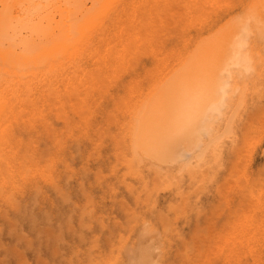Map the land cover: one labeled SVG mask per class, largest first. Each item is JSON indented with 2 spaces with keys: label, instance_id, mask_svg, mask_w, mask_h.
<instances>
[{
  "label": "bare ground",
  "instance_id": "obj_1",
  "mask_svg": "<svg viewBox=\"0 0 264 264\" xmlns=\"http://www.w3.org/2000/svg\"><path fill=\"white\" fill-rule=\"evenodd\" d=\"M113 12L118 14H116L117 19L114 21L118 28L116 35L118 46H112L113 51H110L112 52L110 57L119 61L117 64H121L119 67L124 70L129 69V72L134 74L135 71L141 72L136 69L139 65L138 60L142 55L141 52L145 50L146 52L149 51V53L154 55L157 62H155L156 69L148 72V74L152 72L155 74L152 75L147 85H141L140 83L143 82L142 80H136L135 83H133L134 79L131 80L132 82L126 85L130 90L128 95L121 96L119 99H111L110 102L106 104H103V102L96 103L100 106L96 108V110L92 109L91 94L86 95V97H80V92L76 91L75 99L77 101L75 100L74 109L79 119L70 118V120H67V129L61 133L52 127L54 125L51 124V121L49 122L51 126L48 122H45L39 127L35 119L37 116L34 114L29 116L28 113L23 111L24 108H21L20 102L23 96L21 93L23 92L20 91V86L28 85L25 91L27 90L29 93L33 92L32 90H34V87L31 84L33 82H39L42 76L56 69L61 60L58 57L61 58L64 56L71 59L81 56L85 50L84 40H86V42L91 41L94 30L99 28ZM193 29H195L196 34H192ZM172 39L180 40V45H174V43L171 42ZM81 42L84 44V47L80 44ZM107 53L108 52L105 54ZM102 55L104 56V53ZM49 67L53 68L49 69ZM133 78L140 79L137 75ZM91 80H93L94 83L98 81L96 75H94ZM258 85H264V0H0V201L12 200L16 203L19 194H23L27 200H29V198L31 200H36L41 198L42 195L44 197L45 194L43 193L45 189L40 186L41 181L39 180H44L47 183L49 182L58 192L59 199H61L60 196H66L63 198H68L70 200L74 198L72 197L74 191L72 188L74 185H71V188L67 180V183L63 184L62 178H58V176L56 177L54 175H46V169L50 168L54 163H52V157H55L53 156L54 149L56 150L55 154H57V152L66 148V146H68V138L70 137L73 138L77 149L76 151L80 153L78 154L80 157H89L90 155L88 154H91L92 151V154L95 155L96 150L94 149V151L93 148L95 146L99 147L100 145V147H103L106 142L110 144V146L113 145V150L116 151V153L113 151L111 154H117L116 156L113 155L117 157L119 162L120 160L122 161V166L124 164L126 168H128L127 172L134 173L135 176L136 174L140 176V174H143L140 172V167L145 164L149 165L150 169H153L155 177L151 183H154L153 185L156 183V186L158 183V185H160L163 182L166 185V182L171 180H167L166 177L171 176L173 168L178 169L179 172H183L185 170L202 169L205 164H211V167H213H210L211 171H214L215 167L212 163H215L217 167L220 162L222 163V157H224V155L227 156L225 153L231 147L233 137L235 136L234 133L238 134L239 131L244 130L243 127L239 128L237 124L238 118H240L244 112H247L248 116L246 120H251L253 122H255V118L259 120L258 117L260 116L255 117L258 114V112L253 109L255 106L253 105L251 109H248V98L251 94V88L254 87L256 90ZM24 99H26L28 103L32 102L29 96ZM258 111H261L258 115H261L263 112V110L259 108ZM43 131L47 133L44 134ZM33 132H35V137ZM42 134L44 135L42 136ZM41 137L50 139L51 144L48 145L47 141L44 140L47 144L45 143L46 145H43ZM86 140L90 142L88 146H86ZM98 147L96 149H98ZM70 148L71 147H69V150ZM100 149L101 148H99V150ZM75 155L76 153L73 155V158ZM99 156L97 154L99 158H101L102 155L99 153ZM88 157L86 160H88ZM110 158L111 161H114L112 157ZM68 160L69 159L65 160L68 162L67 164L70 163V160ZM83 160L85 159L83 158ZM63 164L66 163L64 162ZM67 164L66 167L69 166V169H75V167H73L75 165L71 166V164ZM112 164H115V166L112 165L114 169L115 167H121L118 161ZM223 164L224 163H222L221 166ZM98 165L101 164L98 163ZM102 165H104V163H102ZM87 166L90 167L88 164ZM84 167L85 165L83 169L88 176L92 171L90 169L92 167L89 169L88 167ZM74 169L72 172L75 173L76 170ZM98 170L99 171L95 172L97 174L98 184H100L105 177V172L103 173L101 166ZM112 172L114 171L112 170ZM127 172H123L124 175H122V179H119L120 182L130 187L129 190L132 191L130 195L132 193L134 195V191L137 193L135 194L136 198L139 199V202L144 201V205H147L146 209L150 207L154 209L153 206L157 202L155 195L158 194V189L160 190L162 185L159 186L158 189L155 188L157 190L156 194L155 190L153 191V186L152 190L149 189L150 186H147V190L141 187L144 191L146 190L145 193L143 190V192H141L136 188L135 182L131 183L132 181L129 182L128 180L131 186L128 185L129 183H126V177L123 176L127 175ZM119 173H122V170ZM131 173H128V175H131ZM134 174L132 176H134ZM39 176L40 178L38 179ZM141 176H143V178H139V180L141 179L142 181L145 178L144 175ZM174 176L176 177L177 174L174 173ZM174 176L172 174L173 178ZM151 178H149V181ZM164 179L167 181L165 182ZM113 180L111 184L114 185L115 181L113 182ZM145 180L144 183L149 182L148 180V182H145ZM172 180L170 182L173 183ZM87 181L89 180L81 179L80 183L82 184V189L78 188L81 194L86 198L85 200L88 201V204L86 203V205L83 204L81 206L80 213L82 219L85 215L89 214L90 218L94 221L91 214L96 212L94 209L95 193L91 190L92 188L89 189L86 186L88 185ZM110 181L111 179H109V183ZM141 181H139L138 185ZM109 183L108 185L113 192L117 193L116 190L120 191L119 188L116 189L117 185L114 188V186ZM144 183H141L143 187L146 186ZM132 184H134L133 187L137 190L131 188ZM170 184L171 183H169V186ZM249 187V192L252 197H254V195H260L257 199H259L260 204L264 205V184L262 187H258L257 184H251ZM105 188L106 193H108V187ZM114 189L116 190L114 191ZM124 193L125 192H123L122 195ZM57 195L56 197L58 198ZM49 196V199H51V195ZM108 196L110 197V195ZM126 196H121L122 198H120V200L122 199L121 208L130 213L131 210L128 211L127 209L131 208L133 211L135 208L131 206L126 209L127 205L130 206L129 202L124 198ZM46 198L47 197H45V199ZM68 199L65 200L67 201ZM39 201L41 200H37V203ZM127 202L128 204L126 205ZM13 203H11V205H13ZM15 203L14 205L18 208L20 214V210H22L24 211L22 214L23 216H36V219L29 218V220L38 219L37 215L34 214V209L28 205L29 203H25V205ZM75 205H77V203H75ZM255 205L257 209L262 207L256 200ZM15 206L12 208H15ZM78 206L79 205H77V207ZM160 206L158 207L159 209L157 208L158 211H156L157 209L155 208L154 213H152L153 209L151 208L152 212L150 213L154 214V220H152V215H148L149 217H147L146 212L145 215H143V213L140 215L139 213V216L137 214L138 212L136 213V210H134L133 213L135 212V215L138 217L130 213V215H133L135 218H140L139 221L136 220L139 222L137 228L134 226L138 232V240L136 243H132L134 244L132 248H130V245H132L131 242L129 241L130 244L129 242L126 243L123 239L124 236H119L121 239L117 238V240H124V244L126 243V245H129H127V247L122 243L116 244L115 246L114 240L116 241V239L110 241L111 237L109 238V235L111 236V234L109 233L108 235L105 233L104 235H108L105 236V239L106 237L107 239L109 238V240H106L107 243L108 241H110V243L113 242L115 247L120 245V247H118L119 252L121 249H124V253H126L127 257H122V259L118 257L121 256V252L120 255L119 252L118 254L113 253L116 256L111 257V255L109 257L107 255L106 258H109L107 260L109 263L105 261L104 263L102 261L105 255H103L104 258H102L101 254L98 253L99 256H101L100 263L155 264L156 261H159L158 264H181L184 259L188 261L190 259V256H188L189 250L196 246V243H190L188 241L185 231H183L184 228L180 230V227H177L179 222L176 220L178 219H175V217V220L172 219L174 215H171L172 218H170V212H168V210L164 211ZM72 208L74 210V207ZM44 209L48 210V207ZM44 209L41 211H44ZM142 209L144 210V208ZM243 209L245 210L244 207ZM65 210L66 209H64V211ZM6 211L7 209L5 207L3 209V215L5 213L7 215ZM50 211H52V209ZM75 211L71 210L70 213ZM107 211L109 210L107 209ZM48 212L49 211H46L45 213L49 214L50 212ZM45 213L43 214L46 215ZM102 213L105 212L102 211ZM102 213H100V216ZM70 215L72 217V214ZM133 216H130L128 218L129 220L127 219L129 227L133 226L132 221L134 218H131ZM46 217L47 216L44 218L46 219ZM68 217L66 216V218ZM94 218L96 219V217ZM130 218L133 220L131 221ZM189 218L186 217V219L192 221L193 218ZM69 219L70 218H68V220ZM82 219L79 220V224H81V228L85 229L84 225H87L89 222L86 219L88 223H84ZM186 219L184 220L186 221ZM13 221L16 223L14 224L12 221L10 223L16 226L17 221ZM43 221L44 220H42V222ZM71 221H73V219ZM71 221H69V225H74V222L72 223ZM101 221L104 220H100V222L96 220V223H100L101 225ZM122 222L123 220L121 223ZM32 223H34L32 224L33 226L37 224L33 221ZM51 223L53 224V222ZM51 223H48V225L50 224L49 226H51ZM117 223H119V221ZM253 223L255 222H237L234 223V225L232 224L234 227L231 226L233 227L231 231L224 230L226 232V243L230 247L229 252L226 253L224 264H244L242 254L246 247H248L249 251L254 256L257 264H261V253L264 251L263 236H254V230L249 231L242 228L243 225H251ZM62 224L64 223H61V225ZM130 224L132 225L130 226ZM261 224L262 225H254L256 231L264 227V222ZM40 225L39 231L46 226L50 229L49 231L54 228L53 226L49 227L45 225L43 227L42 224ZM90 225L93 226L91 223L89 226H86V228L90 227L91 229ZM104 225H106L105 221L101 227L104 228ZM110 226L111 225L108 227V225H106L105 229L106 227L110 228ZM122 226L127 225L124 224ZM57 227L59 228V226ZM111 227L114 228V226ZM116 227L118 226L116 225ZM71 228L69 226L68 231ZM74 228L72 229L76 230V226H74ZM113 228H111V230H113ZM1 229L0 227V230ZM55 229L56 227L51 233L56 231ZM90 229L87 231L88 234L90 233ZM59 230L63 233L61 235L62 237L59 236L60 234H58V232L56 233L58 236L55 235L53 240L56 239V237H59L61 240V238L65 236L64 230L60 228ZM99 230L103 231L104 229L99 228ZM130 230L129 228V232L133 231ZM39 231L37 233H39ZM80 231L83 233L84 230ZM192 231H199V228L196 227ZM99 232L100 231H98V234ZM112 232L113 231H111V233ZM51 233H48L47 229L46 234L52 235L53 233ZM73 233L76 234L75 231H73ZM78 233L76 235H78ZM39 234L43 235L41 233ZM39 234H37L38 237ZM98 234H96L97 236L95 237L92 235L93 241L99 236L97 239L98 246L96 248H98L101 243L98 240L101 239L100 237L102 235ZM129 234L130 233H127V235ZM18 235H20L19 232L17 236ZM79 235L83 237L84 240L82 239V241L85 242L84 235ZM127 235L126 238L129 239ZM133 235L131 237H133ZM49 236L47 239H51V236ZM65 238L66 237H64V239ZM134 238L135 241L137 236ZM25 239L29 240L30 238L28 239V237H26ZM31 239L33 240V238ZM50 239H48V241ZM18 240L16 239V243H18ZM23 242L25 244L24 240ZM58 242L60 241H58L57 238V243ZM61 242L62 245L65 241L62 239ZM117 242L118 241L115 243ZM38 243L41 245L39 241ZM31 244L32 243H30V245ZM88 244L87 248L91 246L94 247L95 243L93 242L90 246H88ZM58 245L59 243L57 246ZM121 245L125 246V248ZM0 246L5 245L4 243H0ZM6 246L8 249L9 246ZM33 246H35V243ZM36 246L34 248L37 249ZM103 246L101 244L100 247ZM19 247L20 246H18V248ZM103 248L107 249L105 247ZM110 248L109 253L103 250H101V252L103 251L105 254L110 255L114 247L111 246ZM127 248L130 249L128 250ZM9 249H12V247ZM78 249H76L77 251H75V254L82 252L81 249V251ZM125 249H127L128 252ZM41 250L43 251V249ZM51 250L52 249H50V251ZM16 253H18V251H16ZM19 253V255L23 254L20 250ZM95 253L97 252L95 251ZM98 254L96 255L98 256ZM124 255L125 254H123V256ZM38 256H41L38 258L39 262L43 261L40 260V258L46 257L39 253ZM69 257L71 261H68L72 262L73 257L71 255ZM79 257V255L76 257L77 260ZM110 258L115 261H110ZM116 258L120 259H118L119 263H117L118 261ZM96 259L99 260V258ZM3 260L0 258L2 263ZM25 260L26 259H24V261ZM24 261L21 264H27L26 262H28V260ZM44 261L45 264L46 262L48 264L51 263L49 259H44ZM78 263H81V259ZM92 263L94 264L96 262ZM96 264H98V262Z\"/></svg>",
  "mask_w": 264,
  "mask_h": 264
},
{
  "label": "rangeland",
  "instance_id": "obj_2",
  "mask_svg": "<svg viewBox=\"0 0 264 264\" xmlns=\"http://www.w3.org/2000/svg\"><path fill=\"white\" fill-rule=\"evenodd\" d=\"M116 14L117 13H115V12L110 14L109 17L106 19V21L102 25H100L99 28L94 30V32L92 33V40L91 41L87 40L89 42H86V40H84L85 41V50L81 56L71 58V59H69V57L66 58L64 56L61 58L58 57L61 60L58 64L57 68L53 69L52 71H50L49 73H47L44 76L41 75L42 79L39 82H37V83L33 82L31 84L34 87V90H32L33 92L29 93L27 90L25 91V89L27 88L28 85L20 86V91L23 92V93H21V94H23L22 101L20 102L21 108H24L23 111L28 113L29 116H32L33 114L35 116H37V118H35V119H36V124L39 125V127L43 125L42 123L48 122V124L50 126H51V124H53L54 126H52V127H54V129L56 131L61 133L62 131L67 129V126H68L67 120H70V118L79 119L78 115L75 114V109H74V107H75L74 103L76 100L75 99V92L76 91H79L81 93V94L79 93L80 97H82V96L86 97V95L91 94L92 95L91 102L93 104L92 109L96 110V108L100 107L99 104H96V103L103 102V104H106V103H109L111 99H119L121 96L128 95L130 90H129V88L126 87V85H129L132 82L131 80L134 79L133 83H135L136 80H142L143 82L140 83L141 85L142 84L147 85L149 83V80H151L152 75H154L155 73L152 72L153 74L152 73L148 74V72L156 69L155 62H157L156 58L154 57V55L152 53H149V51L146 52V50L141 52L142 55L140 56V58L138 60L139 65L136 67V69L140 70L141 72L135 71L134 74L130 73L129 69L124 70L121 67H119L121 65V64L117 65L119 61H117V59H112V57H110L111 56L110 54L112 53L110 51H113L114 46H118L117 45V37H116L118 28L116 27L117 26L116 22H114L117 19ZM114 29L116 30V32ZM111 32H113V33H111ZM192 32H193L192 34H196L195 29H193ZM82 42L80 44H82ZM171 42H173L174 45H176V46H178L177 44L180 45V40H178V39L177 40L172 39ZM83 45L84 44H82V46ZM106 52H108V53L105 54ZM103 53H104V56L102 55ZM106 62H107V64H106ZM52 68L53 67H49V69H52ZM96 71H98V72H96ZM95 73H97V74H95ZM94 75H96L97 80H98L95 83L93 82V80H91L92 77H94ZM135 75H137L138 78H140V79L133 78ZM27 96H29V98L32 99V102L28 103L26 101V99H24ZM248 99H249L248 109H251V107H253V105H254L255 107L253 109L256 110L258 112V114L261 113V111H258V108L260 110H263V112L261 115L257 114L255 116V117L260 116V117H258L259 120L257 118H255L256 119L255 122H253L251 120L250 121L246 120V118L248 116L247 112H244L241 115V117L238 118L237 124L239 125V128L243 127L244 130L239 131L238 134L234 133L235 136L233 137V142L231 143V147L225 153L227 156L224 155V157H222L223 161H225V162L222 161V163H224V164L221 166L222 163L220 162L219 166L217 167V165L215 163L211 162L215 167L214 171H211V168H213V167H211V164L210 165L205 164V166L203 165L204 167H202V169L187 170V171L185 170L183 172L182 171L179 172L178 169L173 168L172 174L174 176V173H175V174H177V176L176 177L174 176V178H173L172 174H171V176L166 177L167 180L173 179L172 180L173 183L170 182L171 180H169V182H168L166 179H164L165 182L166 181L168 182V185L166 182L167 187L164 184V182L163 183L160 182L161 183L160 185H158L159 184L158 183L157 186H156V183H155V185H153L154 183H151V181L155 177H154V171H153V169H150L149 165H146V164L142 165L140 167L141 170L139 168L140 172L143 173V174H140V176H138L137 174L135 176L134 173L127 172L128 168H126V166L124 164L122 166V161L120 160V162H119V160H117V157H115L117 154L115 155L113 153L115 156L113 154H111V152L114 151L113 145L110 146V144L105 142L104 146H103L104 148L100 147L101 145L99 147L97 146L98 149H96L97 148L96 146L93 148V150L94 149L96 150V151L94 150L96 153L95 155L92 154L93 153V151H92L91 154H88V155H90L89 157L88 156H86V157L81 156L80 157V155H78L80 153H77L78 151H76L77 149H76L73 138H71V137L68 138V146H66V148L63 149L64 151L61 150L60 152H57V154H55L56 150L54 149L53 156H55V157H52L54 159V161L52 159V163L54 162L52 166L54 168L52 166L50 167L51 169L47 168L46 169V175H54L56 177L58 176V178L59 177L62 178L63 184L67 183L66 182V180H67L68 183H70L69 184L70 186L71 185L75 186V187L73 186V188L71 186V188L74 189L75 193L76 192L77 193L75 194L73 191L72 197H74V198H71V200L68 198H65V199H68L70 202L68 200L66 201L63 198L66 196H63V197L60 196L61 199H59L58 192L50 185L49 182L47 183L44 180H39V181H41L40 186H42V188L45 189L44 193H43V194H45L44 197L42 195L41 198H39V199L31 200L29 198V200H27L23 194H19L18 200L16 199L17 200L16 203L12 200H10L12 202H10L9 200H7V201L3 200V202L0 201V205H1L0 227L3 229V230L2 229L0 230V240L5 245V246H0V256H1L0 258L2 260L7 259V260H3V263L0 261L1 264H4V263L5 264H21L24 261V259H26L25 261L28 260V262H26L27 264L28 263L29 264H42V263L45 264L44 259H47V260L49 259V261L52 264H70V263L71 264L72 263L79 264L78 262L80 261V259H81L82 264H89V263L91 264L92 262H96V263L98 262V264H99L100 263V257L102 256V258H104L103 255H105V258L103 259V261L101 259V261L102 262L105 261L106 263H109V261H107L109 258H106L107 255L109 257L112 255L111 257H113V256H116L114 254H116V253L118 254V252H119L118 247H120V245L115 247L116 244L122 243L123 245H125L127 247L128 244L126 245V243H128L129 241L132 244L134 242L136 243L138 240V232H137V229H135V228H137V226L139 225L138 221L140 220V218H138V219L135 218L134 216H136V215H135V212L133 213V211L136 210V213L138 212L137 213L138 215H139V213H140V215H142L141 213H143V215H145V212H146V216L149 217L148 215H150V216L152 215V220H154L155 219L153 216L154 214H152V213H154L155 208L157 209L160 205H161L160 208H162L164 211L168 210V212H170V214H169L170 216L174 215L173 218H172V216L170 218L174 219V217H175V219H178L176 221L179 222L178 224L180 226L178 225L177 227H180V230L184 228L183 231H185V235H186L188 241L190 243L191 242L196 243V246L192 247L189 250L188 256H190V259L188 261H186L184 259L181 264H224V261L226 258V253L229 252V248H230L226 243V236H225L226 232L225 231H231L234 227L233 226L234 223H237V222L241 223V222H246V221H249V222L254 221L255 223H253L251 225H243L242 228L245 230H249V231L254 230V236H263L262 241H264V232H263L264 227L261 228L259 231H256V228L254 227V225H262L261 223L264 222V205L260 204L259 199H257V198H259L260 195H254V197H252V195L249 192L250 191L249 186L251 184H257L258 187H262V185L264 184V85H258V88L256 90L254 89V87H252L251 88V94H250V97ZM25 109H26V111H25ZM50 121L52 122L51 124L49 123ZM52 127H50V128H52ZM44 131H43V133H44ZM45 133H47V132H45ZM33 134L35 137V132H33ZM44 134H42V136ZM41 138H42L43 145H46L47 143H48V145L51 144L50 139H48L46 137H44V138L41 137ZM41 138H40V140H41ZM44 140H46L47 143H46V141L44 142ZM86 142H87L86 146H88L90 142L87 140H86ZM69 147L72 148V149L70 148L71 151L69 150ZM90 147H91V144H90ZM99 148H101V149L99 150ZM68 150H69V152H68ZM114 152L116 153V151H114ZM73 153L74 154L76 153L74 158H73V155H74ZM99 153H100V155H102L101 158H99L100 157ZM97 154L99 157H97ZM62 155H63V157H62ZM69 155L70 156L72 155V156L70 157ZM87 157H88V160H86ZM110 157H112V160H114V161H111ZM66 158L70 160L69 164H71V166L75 165V166H73V167H75V169L74 168L73 169L76 170L77 173H79V174H77L76 171H75V173L72 172L73 169L72 170L69 169L70 168L69 166L66 167V164L68 163L67 161H65V160H67ZM83 158L85 160H83ZM102 158H103V160H102ZM104 158H106V159H104ZM105 161H106V163H105ZM117 161H118V164L121 165V167L118 165L120 168L115 167V169H116L115 170L113 168L115 166V164H112V163L113 162L115 163ZM64 162L66 164H63ZM85 162H86V164H85ZM83 163H84L85 167L87 166V164L90 165V167H92V168H90L89 166H87L88 169L90 168L92 170V171L89 170L91 172H90V174H88V176L85 174V171L83 169V166H84ZM98 163L101 165H98ZM102 163H104V165H102ZM208 163H210V162H208ZM69 164H67V165H69ZM106 164L109 166H107ZM112 165H114V166H112ZM206 165H208V166H206ZM100 166L103 169V173L105 172V177H104L105 179L103 178L102 182L100 184H98L99 182L97 181V174L95 171H99L98 168ZM111 168H113V169H111ZM209 168H210V171H209ZM118 169H119V171H118ZM123 169H126V170H123ZM112 170L115 173L112 172ZM121 170H122V173H119V172H121ZM106 171H110L111 173L106 172ZM125 171L127 172V175H125L123 177H126V183H129L130 181H132L131 183L135 182L136 184L135 183L134 184L137 186L136 188L141 192H143L144 191L143 189H146L147 186L148 187L150 186L149 189L152 190V186H153V191L155 190V194H156V192H157L156 189H158L159 186L162 185V188L160 190L158 189V191H159L158 194L155 195L158 203L156 202V204H155L156 207H155V205L153 206L154 209L152 207H150V208L148 207L149 209H146L147 205H144V201L139 202V199L136 198L135 194H137V193L134 191L135 194L133 195V193H132L130 195V192H132L129 190L130 187H128L127 185H126L127 186L126 187L122 182H120L119 179H122V175H124ZM128 173H131V175H128ZM133 174L135 177L132 176ZM71 175H73V176H71ZM107 175H109V176H107ZM116 175H117V177H116ZM141 175H144V178L145 179L147 178V179L146 180L143 179L141 181V179L143 178V176H141ZM148 175H149V177H148ZM39 178H40V176L38 177V179ZM139 178H141V179L139 180ZM149 178H151L150 181H149ZM81 179L89 180V181H87L88 185H86V186L89 189L92 188L91 190H93V192L95 193V196H94L95 208L94 209L96 212L91 214L92 215L91 217L94 219L95 222L90 218L89 214L85 215V217H83V219L85 220L84 221L82 219V216L80 213L81 206L83 204L86 205V203L88 204V201L85 200L86 198L81 194V192L79 190V189H82V184L80 183ZM109 179H111L110 183H109ZM113 179H115V180H113ZM112 180H113V182L115 181L114 185L111 184ZM128 180H129V182H128ZM144 180H145V182L148 180L149 182L148 181L147 182L149 183V185H148V183H144ZM43 181H44V183H43ZM107 181L109 184L114 186V188L117 185L116 189L119 188L120 191H117L116 189H114V191L116 190L117 193L113 192V190H111L110 186L108 185ZM139 181H141V182L138 185ZM104 182H106L107 184ZM116 183H119V184H116ZM120 183H122V184H120ZM141 183L142 184L144 183L146 185V186H144L145 188L143 187V185ZM169 183H171L172 185L170 184V186H169ZM134 184H132L131 188H135V187H133ZM101 185H103V186H101ZM128 185L131 186L130 183ZM105 187H108V190H107L108 193H106ZM136 188H135V190H137ZM127 190H129V191H127ZM48 191L50 194L48 193ZM145 191H144V193H145ZM123 192H125V193L122 195ZM105 193H106V195H105ZM49 195H51V199H49V197H50ZM56 195L58 196V198L56 197ZM108 195H110V197ZM126 195H128V196H126ZM77 196H80V197H77ZM121 196H126L124 198L130 204V206H129V205H127L128 202L126 203V205L128 206V207L126 206V209L130 208L131 206L133 208H135V209H133V211L131 208L127 209L128 211L131 210L132 212L130 211V213L134 214V216L130 215L129 212L124 211L123 208H121L122 207L121 206V204H122L121 200L122 199L120 200V198H122ZM45 197H47V198L45 199ZM115 197H116V199H115ZM37 200H41L38 202L40 205L37 203ZM255 200L262 207H259L257 209L256 205H255ZM263 200H264V198H263ZM13 202L15 204H22V205L23 204L25 205V203H27V204L29 203L28 205L34 209V211H35L34 214L37 215L38 219L34 220V219H36V216L32 217V215H30L31 217H28L29 215L23 216L22 214L24 211L19 209L21 211V214H20V212L18 211V208H16V206L14 205ZM11 203H13V205H11ZM75 203H77V205H79V206L77 207V205H75ZM34 204H35V208H34ZM36 204H37V206H36ZM41 205H43V206H41ZM13 206H15V208H12ZM2 207H3V209L6 207V209H7L6 212H7V215H9V216H7L6 213L3 215V213L5 211L3 212ZM42 207H44V208L48 207V210L44 209ZM72 207H74V210ZM243 207L245 208V210L243 209ZM104 208H107L109 211H107V209H104ZM142 208H144L145 211ZM43 209H44V211L46 210V211H49L50 213L48 212L49 214H46L45 213L46 211L45 212L41 211ZM51 209H52V211H50ZM60 209H61V212H60ZM64 209H66L65 210L66 213H65ZM69 209H71L72 211H75V210H77V211L70 213L71 210H69ZM158 209L156 211H158ZM38 210H40V211H38ZM137 210H139V211H137ZM102 211L105 213H102ZM59 212H60V214H59ZM62 212H64V213H62ZM67 212L72 214V217L70 214L67 215L68 214ZM150 212H152V213H150ZM43 213H45L46 215H44ZM100 213H102L103 215L101 214V216H100ZM34 214H33V216H34ZM97 214H98V216H97ZM45 216H47L46 219L44 218ZM66 216L67 217L69 216L68 218H70V219L68 220V218H66ZM130 216H133L131 218H134V220L130 218L131 221L133 220L132 221L133 223L130 222L133 224V226H131L132 224H130L131 227H129V225H128L129 222L127 223V221L129 220L128 218ZM183 216H185V217H183ZM94 217H96V219ZM98 217H99V219H98ZM136 217H138V216H136ZM186 217L187 218L190 217L189 219H192V218L193 219L191 221V220L186 219ZM29 218H34V219L29 220ZM181 218H182V220H181ZM183 218L186 219V221ZM41 219L44 221L42 222ZM72 219H73V221H71ZM80 219H82V222H84V223L89 222L87 225L83 224L85 229L81 228V224H79ZM86 219L88 220V222ZM117 219H118L119 223H117L118 222ZM13 220L17 221L16 226L14 225L16 222L14 223ZM66 220H67V222H66ZM96 220H97V222H100V220H104L106 225H108V227H109V225H111V226H114L115 229L111 226H110V228L106 227V229H105L106 225H104V228L101 227V225L103 226L104 221H101L102 224L100 225V223H96ZM122 220H123V222H122L123 224L121 223ZM136 220H138V221H136ZM11 221L14 224L10 223ZM32 221L37 223L34 226H36V227L39 226V227H37L38 229L32 225V224H34V223H32ZM69 221H71L72 223L74 222V225H72V224L69 225ZM40 222H42V223H40ZM51 222H53V224ZM60 222L64 223V224H62L64 226H62ZM134 222H135V224H134ZM187 222H189V223H187ZM44 223H47V224H44ZM48 223H51V226H53L54 228L56 227V229H55L56 231L52 232L53 234L51 233V231H53L54 228H53V230L51 229V231H49L50 229L47 226H46L47 228L44 227L45 225H48ZM91 223L93 224V226L90 225L92 230L90 229V227L86 228V226H89V224H91ZM11 224H13L14 226ZM40 224H42L44 228L42 227L43 229H40V231H39V228L41 227ZM124 224L127 226H122ZM159 224L161 226L160 221H159ZM68 225L70 226V228H71V226H72V228H74V226H76V230H74L75 228L74 229L71 228L68 231V227H69ZM116 225L118 227H116ZM28 226H29V228H28ZM51 226H49V227H51ZM57 226H59V228L63 229L64 230L63 232H65L64 233L65 236L64 235L63 236L66 238L65 239H64V237L61 238V240L63 239V241H65L64 244H62V245H61L62 242H61L59 237H56V239L53 240V237H55L56 233L59 232L58 233V234H60L59 236H61L63 234ZM134 226H136V227L134 228ZM231 226H233V227H231ZM98 227L100 229H104V230L101 231V230H99ZM119 227L125 228L126 230L120 229ZM193 227L194 228L198 227L199 231H192L194 229ZM33 228H35L36 230ZM111 228H113V230H111ZM129 228L133 231L130 230L131 232H129ZM132 228H134L136 231ZM47 229H48V233H51L54 236H52L50 234L47 235L46 234ZM89 229H90V231H89L90 233L88 234L87 231ZM31 230H33V231H31ZM34 230L36 232V235H35ZM80 230H84L83 233ZM95 230H96V233H95ZM22 231H24V232H22ZM38 231H39V233H41L43 235H40L39 233H37ZM73 231H75L76 234L79 232L78 235L74 234ZM98 231H100L99 234L102 235V236L100 235L101 241L98 240L99 242H101L99 245L101 246V244H102V246H103V244L105 243L103 247H105L107 249H104L103 247H100V246L98 248H96L98 246L97 239L99 238V236L96 237L97 239H94L96 242L93 241L92 238H93V236L94 237L97 236L96 234H98ZM111 231H113L114 233L113 232L111 233ZM18 232L20 234L18 236H20V237L17 236ZM123 232L126 234H124ZM22 233H24V234H22ZM105 233H107L108 235H109V233L111 234V236L109 235V238L111 237L110 241H113L114 239H116V241H118L117 243H115L116 241L114 240L115 246L113 245V242H111L112 244L110 243V241H108V243H107L106 240H109V238L107 239V237H106V239H105V236H108V235H104ZM127 233H130V234L127 235ZM37 234H39V237ZM58 234L56 236H58ZM79 234H82V236L84 235L85 242L87 239L86 243L84 241H82L83 237H81ZM131 234L132 235L134 234L133 237H131L132 236ZM49 235L51 236L52 240L50 238H48V239H50L48 241L47 237ZM74 235H76V236H74ZM113 235L114 236L116 235V236L114 237ZM126 235L129 237V239L126 238ZM16 236H17V238H16ZM119 236H121V237L124 236L123 239L126 241L125 244L123 242L124 240H122V241L119 239L117 240V238H120ZM136 236H137V238L134 241V239H135L134 237H136ZM26 237H28V239L33 238V240L36 242H34L32 239H31L32 241L30 239L27 240V239H25ZM35 237L37 238V240L40 239L38 241L41 243L42 246L38 243V241L36 240ZM57 238H58V241H60V242H58L59 243L58 246H57V244H58ZM90 238H91L92 242H91ZM16 239L17 240L19 239L18 243H16L17 242ZM23 240L25 241V244H24ZM41 240H43V241H41ZM89 240H90V242H89ZM102 240H104V241H102ZM1 241H0V243L3 244ZM19 241H21V242H19ZM68 241H70V242H68ZM93 242L95 243L94 247L91 246V247L87 248V244L89 243L88 246H90V244H93ZM130 242H129V244H130ZM30 243H32V244L30 245ZM34 243H35V246L37 245L36 246L37 249L34 248L35 247V246H33ZM42 243H44V244H42ZM27 244H29V245H27ZM6 245L9 246L8 249L6 248L7 247ZM110 245L112 247H114V248H112L114 250L111 252L110 255L105 254L104 252H106V253L110 252V249H111ZM123 245H121V246H123ZM133 245L134 244L130 245L131 246L130 248H132ZM18 246H20V247L18 248ZM31 246H33V247H31ZM125 246H123V247L125 248ZM10 247H12V249L13 248L14 249L13 250L9 249ZM38 247L43 249V251ZM49 248L52 250L50 251ZM74 248H75V250H74ZM99 248H101V249H99ZM76 249H78V250L81 249L82 252H80L79 254H75L76 253L75 251H77ZM92 249H94V250H92ZM98 249H99V251H98ZM117 249H118V251H117ZM127 249H125V250H127ZM19 250L24 255L23 254H21L22 256L19 255L20 254ZM73 250H74V252H73ZM101 250H103L104 252L103 251L101 252ZM121 250H120L121 256H118V255L117 256L120 258L127 257L126 253H124V249L122 251ZM128 250H127V252H128ZM16 251H18V253H16ZM95 251L97 253H95ZM120 252H119V255H120ZM156 252H157V250H156ZM38 253L44 257L45 256L47 257V258L46 257L40 258V260H43L42 262L40 261L41 263L38 261V258L41 257V256H38ZM72 253H74V254H72ZM98 253L101 254V256H99ZM102 253H104V254H102ZM122 253L125 255L123 256ZM36 254L38 257L36 256ZM47 254H49V255H47ZM96 254H98V256ZM70 255L73 257L72 262H70L71 261V259L69 257ZM78 255L80 257L77 260L76 257ZM95 256H96V258H99V260L96 259ZM261 256H262L261 264H264V251H262ZM4 257H6V258H4ZM242 257H243L242 260H243L244 264H257V262L254 259V256L251 254L248 247L244 248ZM22 258H24V259H22ZM118 259L116 258L117 261H118ZM68 260H70V261H68ZM112 260H114V259H111L110 261H112ZM96 263H94V264H96ZM104 263H100V264H104ZM117 263H119V261ZM158 263H159V261L155 262V264H158ZM46 264H48V263L46 262Z\"/></svg>",
  "mask_w": 264,
  "mask_h": 264
}]
</instances>
